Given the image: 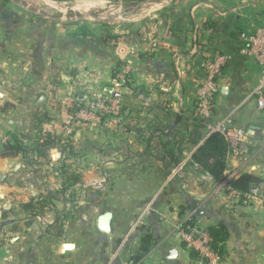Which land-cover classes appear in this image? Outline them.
Instances as JSON below:
<instances>
[{
  "label": "crops",
  "instance_id": "0c3cea01",
  "mask_svg": "<svg viewBox=\"0 0 264 264\" xmlns=\"http://www.w3.org/2000/svg\"><path fill=\"white\" fill-rule=\"evenodd\" d=\"M261 27L264 0H0V152L12 136L27 150L0 158V264H206L176 232L193 208L203 228L227 226L221 264H264V201L218 190L193 159L210 135L198 83L223 54L210 123L256 128L223 177L264 188L262 68L239 52L240 34ZM120 63L122 111L76 120L110 94ZM106 212L110 235L97 229Z\"/></svg>",
  "mask_w": 264,
  "mask_h": 264
},
{
  "label": "built area",
  "instance_id": "2783aa9c",
  "mask_svg": "<svg viewBox=\"0 0 264 264\" xmlns=\"http://www.w3.org/2000/svg\"><path fill=\"white\" fill-rule=\"evenodd\" d=\"M240 54L245 57H250L262 68L261 79L255 90L258 96L259 109L264 108V27L259 28L255 32H243L239 36ZM119 56L122 57L125 53L120 46ZM229 57L226 55H217L205 59V74L204 78L198 83L196 92L197 111L196 117L204 124H209L210 134L220 133L228 143L229 153L241 154L245 147L246 131L242 128L235 127L230 118H226L216 124H211L212 110L214 101L217 95L221 92L219 79L224 71ZM131 82V69L128 64L122 63L117 67V72L113 78V88L116 93L119 88L126 87ZM123 100L119 96L106 95L105 97L91 103L87 109H81L76 112V120H89L90 116L95 115V118L103 114H117L123 109ZM70 129V128H69ZM234 178L233 174L225 177L223 182L217 185L218 190H229L231 195H239L233 191L230 184ZM264 201V188L262 184L254 185L244 199L245 203L262 204ZM193 214V213H192ZM192 214L185 220H181L176 227V232L185 244L188 250H193L199 253L200 261L206 264H221L223 259L214 251L211 246V238L205 228L202 226L196 229L186 231L183 225L188 221ZM199 228L201 231H199Z\"/></svg>",
  "mask_w": 264,
  "mask_h": 264
},
{
  "label": "trees",
  "instance_id": "16d2710c",
  "mask_svg": "<svg viewBox=\"0 0 264 264\" xmlns=\"http://www.w3.org/2000/svg\"><path fill=\"white\" fill-rule=\"evenodd\" d=\"M120 65L121 63L118 64L117 67ZM116 72L117 68L115 70V74ZM12 138L14 139V142L6 143L4 145L2 152H0V158L10 159L17 157L21 153L24 155L26 154L25 152L27 150L22 141L15 136H12ZM228 150L229 147L225 138L220 133H213L210 134L205 142L198 147L193 159L197 166L208 172L214 179L217 180V184H220L226 177H223V173L226 169V159L229 153ZM258 184H260V181L257 178L250 175H242L238 178L234 177L230 186L233 191H236L240 194V199L244 201L246 195L250 192L253 186ZM225 192L230 194L229 190H225ZM38 203H40V206L50 205L47 204V202ZM191 211L193 212L192 217L183 225V228L186 231L199 227L205 218L204 213L202 214V212H205V210L193 208ZM205 232H207L211 238V246L214 251L217 252L222 259H224L225 244L229 238V230L227 226L224 224H219L217 226H207L205 227ZM149 240V236L145 234L142 247L143 252L147 251V244L149 243ZM190 252L192 253V256L195 260H200L198 252L193 250H190Z\"/></svg>",
  "mask_w": 264,
  "mask_h": 264
},
{
  "label": "water",
  "instance_id": "95a60500",
  "mask_svg": "<svg viewBox=\"0 0 264 264\" xmlns=\"http://www.w3.org/2000/svg\"><path fill=\"white\" fill-rule=\"evenodd\" d=\"M108 92H110L111 95L114 96H119L118 93L115 92L114 88L111 87ZM254 131H256L255 127H251L249 131H246V136H248L249 134H252ZM204 213V216H206L205 212H202V214ZM112 219H113V214L111 212H106L104 214H102L101 216H99L98 220H97V229L100 233L105 234V235H110L111 231H112ZM199 231H201V229L199 228ZM74 248L73 244H64L63 245V249L65 250H72Z\"/></svg>",
  "mask_w": 264,
  "mask_h": 264
},
{
  "label": "rangeland",
  "instance_id": "374dc122",
  "mask_svg": "<svg viewBox=\"0 0 264 264\" xmlns=\"http://www.w3.org/2000/svg\"><path fill=\"white\" fill-rule=\"evenodd\" d=\"M87 7H81L80 5H72L71 6V9H73V10H76V11H78V12H83V13H87V14H90V13H92V12H90L88 9L89 8H87Z\"/></svg>",
  "mask_w": 264,
  "mask_h": 264
},
{
  "label": "bare ground",
  "instance_id": "6f19581e",
  "mask_svg": "<svg viewBox=\"0 0 264 264\" xmlns=\"http://www.w3.org/2000/svg\"><path fill=\"white\" fill-rule=\"evenodd\" d=\"M82 7V6H81ZM85 7V6H84ZM83 8V7H82Z\"/></svg>",
  "mask_w": 264,
  "mask_h": 264
}]
</instances>
